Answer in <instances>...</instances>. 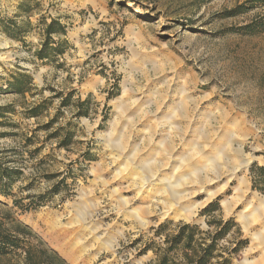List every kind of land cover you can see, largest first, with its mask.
Wrapping results in <instances>:
<instances>
[{"label":"rangeland","instance_id":"obj_1","mask_svg":"<svg viewBox=\"0 0 264 264\" xmlns=\"http://www.w3.org/2000/svg\"><path fill=\"white\" fill-rule=\"evenodd\" d=\"M23 1L0 0V113L5 115L0 117V133H6L0 137V148L18 147L19 135L32 136L57 115L50 130L36 131L33 146L18 158L26 179L17 186L32 180L33 189L15 192L26 205L31 201L28 194L44 195L62 178L67 188L36 210L14 208L18 220L68 264H148L153 255L140 252L152 238L150 229L183 222L205 230L206 219L200 213L217 202L214 215L233 219L247 240L232 264H264L263 207L261 213L252 206L245 211L243 200L227 213L221 202L232 191L226 189L200 207L192 221L163 217L161 211L144 215L143 198L158 186H146L138 194L142 173L136 157L135 164L131 162L133 149L150 158L162 139L175 142L177 151L192 155L194 162L196 147L208 146L202 156L214 157L223 145L240 142L245 154L254 158L244 173L249 195L264 197L252 189L250 175L253 165H264V33L234 32L263 15L264 6L256 3L245 14L224 17L223 11L246 0H28L26 15L19 10ZM51 19L65 27V53L47 64L38 61L34 51L42 40L39 22ZM26 20L30 30L21 28L17 38L2 31L6 23L22 26ZM17 73L33 79L34 89L22 97L7 89ZM69 93L72 104L61 108ZM108 93L117 96L107 99ZM88 95V115L75 117L74 101ZM44 100L49 106L42 117L25 116L28 106ZM58 126L73 133L67 150L56 149L57 140L49 137ZM39 146V154L30 159L28 151ZM54 174L60 176L44 178ZM122 199L128 202L123 205ZM203 200L202 195L198 202ZM0 203L12 207L1 197ZM90 226L99 227V235L115 238V249L90 257L74 250L69 236ZM138 239L142 242L134 244ZM0 264L18 262L6 257Z\"/></svg>","mask_w":264,"mask_h":264},{"label":"trees","instance_id":"obj_2","mask_svg":"<svg viewBox=\"0 0 264 264\" xmlns=\"http://www.w3.org/2000/svg\"><path fill=\"white\" fill-rule=\"evenodd\" d=\"M208 1V0H205ZM28 0L19 5V10L29 15ZM259 3L264 6V0H246L244 4L236 5L228 11H223L224 17H235L245 14L254 8V4ZM41 30L40 46L34 51V57L47 64H51L54 58L65 53V42L61 37L65 35V27L56 19L50 22H39ZM30 30V22L22 21V26L16 22H9L2 28L3 32L11 38H17L20 29ZM239 35L255 36L264 33V14L251 22L234 29ZM57 38V41L53 40ZM8 90L18 96H24L31 93L34 89L33 79L28 74L17 73L11 76L8 81ZM115 86V85H114ZM117 89V88H116ZM117 96V93H108L107 99ZM71 94L66 95L61 103V108H67L72 104ZM90 95L83 101L79 98L74 101L76 107L75 117H86L88 115V103ZM49 102L44 100L39 104H33L27 107L25 116L37 120L42 117L47 110ZM60 113V110H58ZM0 117L5 115L0 113ZM57 115L50 119L45 125L34 130L32 136L19 135L20 143L16 148H0V197L12 202V207L0 203V258L14 259L18 264H68L56 251L48 247L43 241L37 238L31 229L22 224L14 208L22 212L36 210L46 204L55 195L60 194L62 188H67L66 179L62 178L54 183L44 195H30V203L23 205L21 199H17V191L33 189V181L30 180L24 187L17 186V183L24 181L25 175L22 170L23 151L34 144L35 133L38 130L48 131L56 122ZM6 126L15 128L16 125L4 123ZM6 133H0L3 137ZM73 133L66 126H58L49 137L57 140L56 149L67 150L72 144ZM18 136V135H17ZM42 146L28 151L29 158L32 159L41 151ZM88 154V153H87ZM252 178V189L264 193V165H253L250 168ZM59 174L44 175L46 180H53ZM17 189V191H16ZM16 191V192H15ZM219 211L217 202L210 203L204 208L200 216H204L206 229L203 230L197 224L179 222H165L156 228L150 229L152 238L143 243L140 253L150 252L153 260L148 264H232V260L247 245V240L242 239V234L238 225L233 219L222 220L221 217L214 215ZM156 239V241H155ZM142 242L138 239L134 244ZM226 242V245H222Z\"/></svg>","mask_w":264,"mask_h":264},{"label":"bare ground","instance_id":"obj_3","mask_svg":"<svg viewBox=\"0 0 264 264\" xmlns=\"http://www.w3.org/2000/svg\"><path fill=\"white\" fill-rule=\"evenodd\" d=\"M120 99L121 97L118 101ZM115 107L119 109L118 105H115ZM115 122L114 120L113 123ZM246 136L249 135L247 134L245 137ZM233 138L235 141V136H233ZM158 143L157 147H155L154 154L150 158H148L147 155L144 156L145 158H142L143 153H141V149H133L135 150V154L133 153L134 155H132L131 162L134 163L133 160H135L136 157L137 164H134L142 173L138 183L140 184V191L138 194L143 191L146 186H158L152 193L143 198L142 203L145 204V207L142 211L144 215L151 216L156 214L157 211H161L163 217H173L186 222L192 221L196 217L197 210L200 207L218 195H222L226 189L232 191V195L225 197L221 202V206L225 212H231L234 206L243 200L246 201L245 211L251 206L253 207V211L257 210V212H259L260 209L262 210L261 207L264 208V197H259L256 194H251L252 196L249 195L248 183L244 173L247 171L249 161L253 157L252 155L245 154L244 144L242 145L240 142L234 144L230 143L231 145L229 144L227 147L223 145L224 148L221 145L222 148L216 150L217 154L214 157L202 156L207 150H204V148H208V146L204 148H195L194 146L196 152L194 156L198 157V161L194 162L195 159L191 157L192 155L186 157L177 151L175 142L166 143L162 139L159 140ZM219 182L223 184H219ZM202 195L204 196V200L198 202V199ZM122 202H124L123 205H125L128 201L126 202L122 199ZM133 216H135L134 218L137 221L136 213L133 212ZM242 220H244V218H242ZM245 221L243 223H245ZM140 224H142V222H140ZM88 229L89 230L86 229L87 231L82 229L72 232L71 235L69 233V239L73 245V249L82 256L87 255L90 257L102 250L111 252L115 249V238L106 234L99 235L102 230L97 226H90ZM70 249L73 250L69 247V250Z\"/></svg>","mask_w":264,"mask_h":264}]
</instances>
